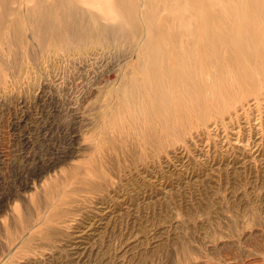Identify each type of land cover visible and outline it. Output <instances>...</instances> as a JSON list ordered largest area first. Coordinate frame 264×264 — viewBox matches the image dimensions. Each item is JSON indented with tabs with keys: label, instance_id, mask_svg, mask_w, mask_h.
<instances>
[{
	"label": "rangeland",
	"instance_id": "1",
	"mask_svg": "<svg viewBox=\"0 0 264 264\" xmlns=\"http://www.w3.org/2000/svg\"><path fill=\"white\" fill-rule=\"evenodd\" d=\"M0 264H264V0H0Z\"/></svg>",
	"mask_w": 264,
	"mask_h": 264
},
{
	"label": "bare ground",
	"instance_id": "2",
	"mask_svg": "<svg viewBox=\"0 0 264 264\" xmlns=\"http://www.w3.org/2000/svg\"><path fill=\"white\" fill-rule=\"evenodd\" d=\"M124 13H125V12H124ZM121 87H122V86H121ZM68 142H69V141H68ZM64 150H65V149H64ZM31 173H32V172H31ZM46 212H47V211H46ZM43 220H44V219H43ZM30 231H31V230H30ZM30 231H29V232H30ZM27 233H28V232H27ZM19 244H20V243H19Z\"/></svg>",
	"mask_w": 264,
	"mask_h": 264
}]
</instances>
